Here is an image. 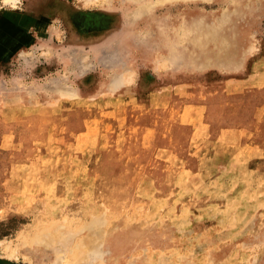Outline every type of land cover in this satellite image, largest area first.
Listing matches in <instances>:
<instances>
[{
  "label": "rangeland",
  "instance_id": "rangeland-1",
  "mask_svg": "<svg viewBox=\"0 0 264 264\" xmlns=\"http://www.w3.org/2000/svg\"><path fill=\"white\" fill-rule=\"evenodd\" d=\"M3 1L0 264H264V0Z\"/></svg>",
  "mask_w": 264,
  "mask_h": 264
},
{
  "label": "bare ground",
  "instance_id": "bare-ground-1",
  "mask_svg": "<svg viewBox=\"0 0 264 264\" xmlns=\"http://www.w3.org/2000/svg\"><path fill=\"white\" fill-rule=\"evenodd\" d=\"M18 0H4V5H11V6H14L16 4ZM88 1L91 2L92 0H86V2ZM173 0H162V3H165V2H171ZM160 3V1H159ZM97 219V218H96ZM95 222V221H94ZM93 223V222H92ZM111 224V223H110ZM88 226V225H87ZM97 227V226H96ZM34 228V229H33ZM31 228V230H28V231H22L20 233H18V244L16 245L15 244V247H12L10 244H5L3 243L2 240H0V248L1 250L4 252V254H6L8 257L10 258H15L18 257V249L20 246H25V245H36V246H43L45 248H47V243L49 242L50 243V240L49 238L47 237L46 235V232H45V228L49 229L48 227H45V228H39V227H33ZM57 230V228H56ZM100 231V229H99ZM94 232V231H93ZM101 233V231H100ZM96 234V233H95ZM100 235V234H99ZM96 236V235H95ZM94 236V237H95ZM97 237V236H96ZM54 238V237H53ZM87 238V237H86ZM90 242H93L95 241L96 239L93 238V237H90L88 238ZM87 239V240H88ZM53 240V243H56V238L52 239ZM99 240V239H98ZM87 242L88 245H90V242ZM83 242V241H82ZM97 242V241H96ZM94 243V242H93ZM86 244V245H87ZM92 244V243H91ZM97 244V243H96ZM100 244V243H99ZM79 245V244H78ZM77 247L74 248L71 250V251H67V254L65 255L64 252H63V255L61 256H58V257H55L51 264H81L82 262V258H81V254H82V249L81 247ZM94 246V245H93ZM92 246V247H93ZM96 246V245H95ZM50 247H51V244H50ZM91 247V248H92ZM97 247V246H96ZM95 247V248H96ZM55 248V247H54ZM100 248V247H99ZM24 250V249H23ZM56 249H54L55 251ZM82 251V252H81ZM85 251V250H84ZM59 252V251H58ZM57 252V254H58ZM86 252V251H85ZM87 253V252H86ZM86 253H84L86 255ZM22 255V254H21ZM59 255V254H58ZM86 258V256H85ZM86 261V260H85Z\"/></svg>",
  "mask_w": 264,
  "mask_h": 264
},
{
  "label": "water",
  "instance_id": "water-1",
  "mask_svg": "<svg viewBox=\"0 0 264 264\" xmlns=\"http://www.w3.org/2000/svg\"><path fill=\"white\" fill-rule=\"evenodd\" d=\"M1 264H10V263H8V262H2Z\"/></svg>",
  "mask_w": 264,
  "mask_h": 264
},
{
  "label": "trees",
  "instance_id": "trees-1",
  "mask_svg": "<svg viewBox=\"0 0 264 264\" xmlns=\"http://www.w3.org/2000/svg\"><path fill=\"white\" fill-rule=\"evenodd\" d=\"M3 236H5V235H3Z\"/></svg>",
  "mask_w": 264,
  "mask_h": 264
}]
</instances>
